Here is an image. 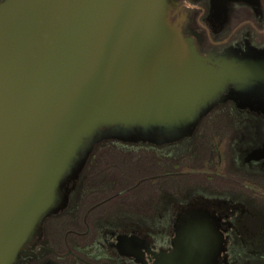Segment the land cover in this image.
I'll return each instance as SVG.
<instances>
[{
	"label": "water",
	"instance_id": "water-1",
	"mask_svg": "<svg viewBox=\"0 0 264 264\" xmlns=\"http://www.w3.org/2000/svg\"><path fill=\"white\" fill-rule=\"evenodd\" d=\"M178 1H0V264L67 207L103 140L174 143L218 104L264 105V52L202 54ZM210 219L190 213L162 264H215Z\"/></svg>",
	"mask_w": 264,
	"mask_h": 264
},
{
	"label": "flooded vegetation",
	"instance_id": "flooded-vegetation-1",
	"mask_svg": "<svg viewBox=\"0 0 264 264\" xmlns=\"http://www.w3.org/2000/svg\"><path fill=\"white\" fill-rule=\"evenodd\" d=\"M178 2L172 20L202 54L264 52V0ZM263 110L218 104L174 143L103 140L18 264H162L182 222L203 210L221 235L215 264H264ZM113 164L140 170L134 183L113 177Z\"/></svg>",
	"mask_w": 264,
	"mask_h": 264
},
{
	"label": "trees",
	"instance_id": "trees-1",
	"mask_svg": "<svg viewBox=\"0 0 264 264\" xmlns=\"http://www.w3.org/2000/svg\"><path fill=\"white\" fill-rule=\"evenodd\" d=\"M99 150H101L99 145H96L94 151L97 152ZM107 151L108 152H112L114 150L113 149H107ZM114 163H115V161H114ZM139 171L140 170H138L136 168L129 167V166H121L119 164H115V165L113 164L111 173H112V175H114L113 177H115L116 173L117 174H119V173L122 174L124 176L123 184H129V183H134L135 178L137 177V172H139ZM97 173H95V174H97V175H94L95 177L105 176L104 172H97ZM98 180H99V178L97 179V181ZM171 184L174 185L175 181H173ZM62 223L60 224V228H61V226L62 227L64 226V228H65L67 220H64Z\"/></svg>",
	"mask_w": 264,
	"mask_h": 264
}]
</instances>
